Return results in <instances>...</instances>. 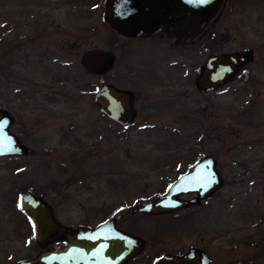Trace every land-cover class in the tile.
Listing matches in <instances>:
<instances>
[{"label":"rangeland","instance_id":"374dc122","mask_svg":"<svg viewBox=\"0 0 264 264\" xmlns=\"http://www.w3.org/2000/svg\"><path fill=\"white\" fill-rule=\"evenodd\" d=\"M80 5L0 0V107L14 117L10 130L31 148L29 155L0 156V262L36 245L16 203L22 190L43 196L63 218L130 214L131 204L163 192L205 153L216 158L223 183L191 213L217 235L224 261L264 264V240L257 241L264 235V0H222L212 22L220 37L212 42H135L137 55L108 42L115 32ZM93 46L115 55L103 74L79 63ZM245 48L254 60L230 81L208 93L196 90L194 74L206 55ZM7 61L20 77L1 71ZM104 80L154 105L126 127L106 120L91 102ZM211 111L218 115L213 128L210 117H201Z\"/></svg>","mask_w":264,"mask_h":264},{"label":"flooded vegetation","instance_id":"af4514ba","mask_svg":"<svg viewBox=\"0 0 264 264\" xmlns=\"http://www.w3.org/2000/svg\"><path fill=\"white\" fill-rule=\"evenodd\" d=\"M67 1H75L79 5L81 4L79 7L85 11L83 12L86 15H101L103 23L117 36V38L108 39V42H122L125 45L126 54L134 53L137 55L136 51L141 45L135 42H144L149 47L155 42L185 47L197 44V42H212L215 38L220 37L216 23H212L217 11L206 20L193 19L187 16L188 11L185 8L181 9L180 6L178 11L175 10V7L172 8L171 0ZM185 1L179 0V3L183 4ZM113 14L117 21H114L115 23H112L113 20L110 16ZM118 29H130L131 33H121ZM135 45L137 46L135 47ZM148 54H150V49L143 55L147 56ZM181 57L183 61L184 57ZM253 60L254 58L247 63ZM8 62L3 63L6 75H9ZM142 63L145 64V62ZM133 78L134 76L130 78V81ZM102 82L110 81L104 80ZM111 83L121 88H128L124 85L120 86L116 82ZM213 90L199 92L208 93ZM132 92L134 94L135 115L130 123L119 125L104 113L97 112L106 120H110L121 127L134 123L139 110L144 111L152 108L154 100L147 101L139 93H135L133 90ZM206 107L203 105L201 110H205ZM201 117L203 121H207L210 117V126L212 128L217 126L218 115L216 111H211L210 115L202 112ZM204 125H207L206 122ZM30 153L31 148L26 155ZM204 154L196 155L195 160L184 170L188 169ZM193 195L194 192L183 193L179 196L188 198ZM210 196L201 199L199 204H191L163 214L130 211V214H86L74 217L66 216L65 218L56 215L53 204L46 199L52 207L56 220L67 225L71 230L69 235L65 238L55 237L40 246L35 242L32 234L36 245L26 248L24 255L16 258L15 261L0 262V264H239L233 258L224 261L218 256L217 235L211 233L212 231L207 232L205 225L202 227L200 215L191 213L195 208L201 207ZM22 211L25 220L31 227V232H33V225L28 215L24 210ZM34 257L37 258L38 262L18 263L20 259ZM242 264H251L250 258H245Z\"/></svg>","mask_w":264,"mask_h":264},{"label":"water","instance_id":"95a60500","mask_svg":"<svg viewBox=\"0 0 264 264\" xmlns=\"http://www.w3.org/2000/svg\"><path fill=\"white\" fill-rule=\"evenodd\" d=\"M172 8L176 11L186 9L188 17L206 20L219 8L222 0H171ZM115 23V15H110ZM115 21V22H114ZM121 33H131L120 30ZM254 58L251 48L243 50L213 52L205 56L196 69L193 84L196 90L206 91L224 85L235 76L242 67ZM114 62L112 50L103 47H89L79 55L81 67L90 74H103L110 69ZM134 94L128 88H121L111 82H101L92 92L91 102L97 111L104 113L109 119L119 125L130 123L135 115L133 106ZM13 121L12 114L0 107V156L26 155L30 152L20 137L10 130ZM223 183V178L216 167V160L210 154L202 155L188 169L176 175L168 182L163 192L130 205V211H140L146 214H163L175 211L191 204H199L200 200L210 196ZM194 192L188 198L179 196L183 193ZM19 208L25 211L33 225V237L38 245H44L55 237H67L71 230L54 217L52 207L41 195L29 189L22 190L16 198ZM103 224V223H102ZM105 224V223H104ZM37 258L20 259L18 263H35Z\"/></svg>","mask_w":264,"mask_h":264},{"label":"trees","instance_id":"16d2710c","mask_svg":"<svg viewBox=\"0 0 264 264\" xmlns=\"http://www.w3.org/2000/svg\"><path fill=\"white\" fill-rule=\"evenodd\" d=\"M3 67V66H2ZM1 71H4V68L1 70ZM85 71V70H84ZM86 72V71H85ZM5 73V72H4ZM10 73V72H9ZM88 73V72H87ZM16 74V73H15ZM15 74H12V73H10V77H12V79L13 78H15L14 76H15ZM90 74V73H89ZM18 74H16V76H17ZM19 76V75H18ZM20 77V76H19ZM19 77H17L18 78V80H19ZM259 240L262 242L263 240H264V235H261V236H259L258 237V242H259Z\"/></svg>","mask_w":264,"mask_h":264},{"label":"snow or ice","instance_id":"6c2138e0","mask_svg":"<svg viewBox=\"0 0 264 264\" xmlns=\"http://www.w3.org/2000/svg\"><path fill=\"white\" fill-rule=\"evenodd\" d=\"M201 3H207L208 0H200Z\"/></svg>","mask_w":264,"mask_h":264}]
</instances>
